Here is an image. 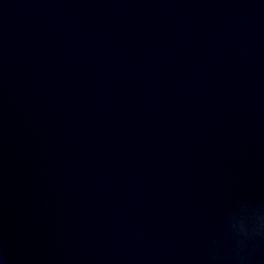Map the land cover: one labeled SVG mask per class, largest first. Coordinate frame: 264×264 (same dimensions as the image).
<instances>
[{"label":"water","instance_id":"water-1","mask_svg":"<svg viewBox=\"0 0 264 264\" xmlns=\"http://www.w3.org/2000/svg\"><path fill=\"white\" fill-rule=\"evenodd\" d=\"M258 206L264 0H0V264H234Z\"/></svg>","mask_w":264,"mask_h":264},{"label":"clouds","instance_id":"clouds-1","mask_svg":"<svg viewBox=\"0 0 264 264\" xmlns=\"http://www.w3.org/2000/svg\"><path fill=\"white\" fill-rule=\"evenodd\" d=\"M229 227L235 234L231 259L234 264H248V257L245 255L248 243L256 237H264V206L247 210L239 223H233Z\"/></svg>","mask_w":264,"mask_h":264}]
</instances>
